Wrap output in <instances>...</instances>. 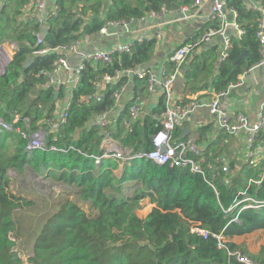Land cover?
<instances>
[{"label":"trees","instance_id":"1","mask_svg":"<svg viewBox=\"0 0 264 264\" xmlns=\"http://www.w3.org/2000/svg\"><path fill=\"white\" fill-rule=\"evenodd\" d=\"M193 1L55 0L57 13L47 18V33L37 45L32 31H37L38 25L32 16L29 15L24 23L18 20L21 8L30 0H7L0 8V41L13 40L18 49L0 76V117L11 122L10 113L15 110L30 118L33 130L51 115L54 93L40 85L45 81L42 72L51 68L56 55H36L33 51L67 45L84 35L96 38L107 21L129 20L148 11L159 12L162 8L174 10ZM261 1L264 4V0ZM223 2L227 10L237 11L243 35L237 38L230 33L229 57L221 62L216 72H213V49L200 55L203 58L200 68L195 61L189 64L186 77L190 78L188 89L191 93L207 86L215 93L224 90L259 59L255 36L259 13L248 9L245 0ZM155 47V39L143 40L135 43L130 52L115 54L111 64H87L82 71L73 92L68 120L55 139L53 135L48 139L58 148L74 146L81 153L74 150L27 151L24 148L26 140L20 134L0 132V264H22L14 250L15 238L11 239L10 235L18 238L27 225L21 224L12 212L32 206L34 200L15 195L9 190V184L11 170L20 174L27 168L80 187V199L89 204V212H86L76 202L59 203L44 223L36 222L28 234L32 242L31 264H240L224 250L217 249L216 240L211 236L203 238L191 234L190 221L200 223L213 233L222 232L229 239L226 245L230 249L240 250L255 264H264V244L256 253H251L244 244L231 241L233 237L263 230L264 208L245 209L238 214V221L231 220L235 212H223L235 198L242 197L240 193L245 191L246 179L253 176L255 169L245 168L243 164L230 186H224L220 177L214 178L216 195L202 176L185 168L134 158L124 164L117 177L112 170L118 168V160L103 158L96 164L89 156L99 154L100 143L97 129L88 125L92 114L109 108L113 104V92L123 84L134 95L146 92V80L121 77L114 84H106L103 99L97 102L92 98L93 82L103 74L113 75L116 71L153 61ZM241 51H244L243 58L235 61ZM28 57L32 61L24 68ZM167 66L171 69L172 63ZM202 71L205 79L198 77ZM209 78L210 82H206ZM141 98L146 99L148 95ZM132 104V100L123 103L118 123L128 116ZM163 109L161 97L155 108L135 122L130 133L123 137L118 132L112 135L123 147L131 148L132 153L149 151L150 137L160 128L158 117ZM13 124L23 127L21 122ZM224 149L218 147V150ZM127 182L136 185L126 189L129 193H124L121 185ZM247 194L264 199V181L258 188L249 187ZM144 200L154 206L144 217L138 218L135 210Z\"/></svg>","mask_w":264,"mask_h":264},{"label":"built area","instance_id":"2","mask_svg":"<svg viewBox=\"0 0 264 264\" xmlns=\"http://www.w3.org/2000/svg\"><path fill=\"white\" fill-rule=\"evenodd\" d=\"M6 1L0 0V8L7 3ZM252 1L248 2L247 8L259 13L255 34L258 42L259 59L247 71L242 72L236 82L224 90L216 93L211 92L201 99L193 98L189 101H183L174 93V84L182 75V65L185 63L188 54L200 46L209 44L213 36H218L221 39L218 60L225 61L229 57L230 49L231 32L229 27L231 26L235 31L237 38L243 35V30L237 22V11L235 9L227 10L220 0H194L189 5L175 9V12L178 13L177 20L183 21L197 16L203 7L207 6L206 16L209 20V27L203 35L191 37L190 42L181 45L169 56L167 63H172L171 69L168 68L167 63L153 64L151 61L140 67L116 71L113 75L103 74L93 82L94 93L92 98L97 102L103 99L107 83L114 84L121 77L128 79L136 77L146 80L147 91L153 93L157 98L162 96L164 104V109L158 117L160 128L150 137L151 149L147 152L132 153L131 148L123 147L112 134L118 132L120 137H123L130 133L135 122L142 120L153 108L150 110L145 105L148 98L141 99L131 105L128 116L118 123L120 112L123 109L122 98L127 90L126 84L116 89L112 94L113 104L102 112L92 114L88 121V125L95 127L100 136L99 154L89 155L96 164L103 158H111L118 160V167L121 168L131 159L145 158L157 165L167 164L170 167L185 168L191 173L202 176L216 195L218 192L213 179L220 177L224 186H230L234 176L244 164L245 168H253L256 172L253 176L247 177L245 191L240 193L242 197L235 198L227 208L223 209V212L225 214L235 212L231 220L238 221V214L241 211L264 208V199H257L247 194L249 187L258 188L264 181V98L260 104L255 123L249 121L245 112L227 111L225 107L230 93L233 89L243 85L247 73L257 67L264 68V4L261 0ZM29 6L31 8L29 15L38 25V30L32 31V34L35 36L36 44L39 45L43 41V37L40 36L41 29L47 27V18L57 13V5L55 0H30ZM161 12H167V10L162 8L160 12L148 11L143 16L129 20L107 21L99 29L96 39L84 35L67 45L54 48L43 47L33 51L36 55L51 53L56 55L51 68L42 72L45 81L40 85L42 89H50L53 93L57 92L53 111L49 117L37 124L36 129L32 130L30 118L21 116L14 110L10 113L11 122L0 117V132L14 131L20 134L26 140L24 148L27 151L59 152L74 150L81 153L74 146L58 148L55 144H50L48 139L51 135L55 139L58 132L66 124L73 92L78 85L82 71L87 64L98 62L103 65L111 64L115 54L130 52L135 43L151 39L158 42L162 38L158 31L163 24L162 21H159ZM228 12L231 14V20L227 19L226 14ZM108 39L111 41L106 47L85 50L86 47L90 48L95 42L107 43ZM17 49V43L13 40L0 42V76L5 73L6 67ZM202 108H206L207 113L217 119L219 124L216 130L225 134L219 145V147H225L223 151L218 150L215 144L210 146L207 142L208 145H206V138H211V136L207 132L204 133L205 131L203 132L204 136L201 135L203 138L185 135V121ZM18 122H21L23 127L13 124ZM201 125L198 123L197 128H201ZM203 130L206 129L203 127ZM230 137L243 142L245 145V154H240L241 160L236 156L237 152L227 150L228 147H231ZM112 171L115 173L116 169ZM189 232L203 238L211 236L216 240L217 249L224 250L227 256L234 257L240 264H255L240 250L230 249L226 245L229 239L224 237L222 232L213 233L201 227L200 223L192 221L189 222ZM14 241L16 242L15 239ZM30 257L27 255L22 264H31L29 262Z\"/></svg>","mask_w":264,"mask_h":264},{"label":"crops","instance_id":"3","mask_svg":"<svg viewBox=\"0 0 264 264\" xmlns=\"http://www.w3.org/2000/svg\"><path fill=\"white\" fill-rule=\"evenodd\" d=\"M220 1L223 2L224 0H220ZM250 1L252 0H245L246 7L248 6L247 5L248 2ZM253 1L258 2L259 0H253ZM166 10L167 12H161V14H159L160 16L159 21H162L163 24L161 25L158 31L162 38L158 42H156L153 64H159V63L166 64L169 56L172 55L178 47L190 42V39L193 36L203 35L209 27V20L207 19V16H206L207 11H208L207 6H204L197 16L190 18L188 20H183V21L177 20L178 13L175 12V9L174 10L166 9ZM30 11H31V8L29 6V3H27L24 7L21 8V14L18 17V20L24 23V20H27ZM226 16L228 20H231V14H229V12L226 14ZM22 28H24V26ZM229 31L235 34V31L232 29L231 26L229 27ZM4 41L6 40L0 41V42H4ZM110 41L111 40L108 39L107 43L95 42L90 48L86 47L85 50L88 51L90 49H100V48L106 47ZM220 44H221L220 37L213 36L209 44L200 46L196 48L194 52L188 54L185 63L182 65V75L180 79L176 81V83L174 84V93L176 97L181 98L183 101H189L193 98L201 99L202 97L213 92L210 89V87L207 86L206 89L197 90L195 93H191L192 91L188 89L190 78L186 77V72L187 71L189 72L190 69L188 66L193 61L198 63V66L200 68V66L203 63V60H202L203 58L200 55H202L204 51H207L209 49L214 50V54H215L214 61L215 62L213 61V63H214L215 70L213 72H216L221 62H223V61L218 60ZM198 77L200 79H205V72L202 71V73H200ZM206 82H210V78L206 80ZM202 83H203V80H201L200 85ZM143 93L144 95H140L139 93L137 95H134L132 90L126 91L124 97L122 98V103L132 100L133 104H135L137 101L142 99L141 97H144L147 94L148 100H146L145 105L151 110L152 108H155V106L159 102V99L162 97L160 96L157 98L153 93L148 92L147 88H146V92H143ZM263 98H264V68L257 67V68L250 70L247 73V75L244 78V83L242 86H240L237 89L232 90V92L229 95V99H227L228 102L225 107L227 111L233 110V111L245 112V114L248 116L249 121L251 123H255L258 118L259 107H260V104ZM200 110L193 113L192 116L185 121L184 128L188 129L186 132L184 131L185 135L189 137L199 136L200 138H203L201 137V135L205 131L204 133L207 132L211 136V138L209 137L210 139L206 138L205 140L206 145H208L207 142H209L210 146L215 144L217 147H219L220 142L222 138L225 136V134L218 130H215L214 132L211 131L209 126L208 128H206V130H203V127L209 125V123H207L206 121L205 123L203 122L204 120H206V118H204L206 117L205 115H209V114L207 113L206 108H202ZM198 123L202 124L200 126L201 128L199 127L197 128ZM229 139H230L229 142L232 145V142H233L232 137H230ZM229 148L230 147H228L227 150H229ZM121 169L122 167L121 168L118 167V171ZM246 235L233 237L231 241L235 244H244L247 247V249L251 251L254 248H251L248 242L246 244L242 242L245 240L243 237ZM240 238H242V240H240ZM262 244L264 243L259 244L257 248L255 249V251L254 252L251 251V252L256 253Z\"/></svg>","mask_w":264,"mask_h":264},{"label":"rangeland","instance_id":"4","mask_svg":"<svg viewBox=\"0 0 264 264\" xmlns=\"http://www.w3.org/2000/svg\"><path fill=\"white\" fill-rule=\"evenodd\" d=\"M197 79L195 80V82H197ZM205 116L206 117L204 118H206V120H204L203 122L205 123L206 121L207 123H209L210 130L214 132L218 128L219 124L217 119L211 115ZM232 139L233 142L229 150L237 152L236 156L240 158V154H245V145L241 141H238L234 138ZM121 171L122 169L118 171L117 168L114 175L119 177ZM10 176L11 182L9 184V190L17 196H22L34 200V204L32 206L27 208H20L17 211L16 209H14L12 212V216L17 217L21 224L27 225V227H25V230L22 231V234L18 238L10 235L11 239L15 238L17 243L14 250L17 251L18 257L21 259V261L25 262L27 255H33L32 242H29L30 239L28 237V234L31 233L36 222H39L41 220V222L44 223L45 219L48 218L51 213H54L56 211H53V207H56V205H58L59 203H63L66 201L76 202L86 212H89V204L80 199V187L74 184H66L57 179L50 178L46 176L45 173H36L33 170L27 168L20 174H17L14 170H11ZM133 184L134 183L131 182L122 184V191H124V193H129L126 192V189H130ZM138 186H140V184H138ZM153 206L154 204H150L149 201L144 200L140 203V208L135 210V215L138 218H142L153 208ZM243 238L245 240L242 242H244L245 244L248 242V244H250V247L254 248L251 250L254 252L259 244L264 243V229L250 233ZM240 240H242V238H240Z\"/></svg>","mask_w":264,"mask_h":264},{"label":"water","instance_id":"5","mask_svg":"<svg viewBox=\"0 0 264 264\" xmlns=\"http://www.w3.org/2000/svg\"><path fill=\"white\" fill-rule=\"evenodd\" d=\"M47 30H48L47 27H43V28L41 29L40 36L44 37L45 34L47 33ZM243 55H244V51H241L240 56L236 59V61L239 60V59H241V58H243ZM31 61H32L31 58L28 57V58L25 60V62H24V64H23V67L26 68V67L30 64ZM56 97H57V92H54V99H56ZM187 130H188L187 128H184V131H185V132H186Z\"/></svg>","mask_w":264,"mask_h":264}]
</instances>
